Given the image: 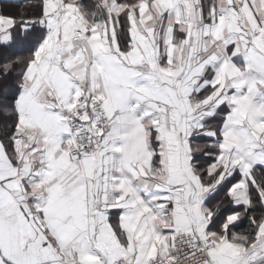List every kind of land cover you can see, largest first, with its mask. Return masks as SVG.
<instances>
[{
  "label": "snow or ice",
  "instance_id": "obj_1",
  "mask_svg": "<svg viewBox=\"0 0 264 264\" xmlns=\"http://www.w3.org/2000/svg\"><path fill=\"white\" fill-rule=\"evenodd\" d=\"M0 264H264V0H0Z\"/></svg>",
  "mask_w": 264,
  "mask_h": 264
},
{
  "label": "trees",
  "instance_id": "obj_2",
  "mask_svg": "<svg viewBox=\"0 0 264 264\" xmlns=\"http://www.w3.org/2000/svg\"><path fill=\"white\" fill-rule=\"evenodd\" d=\"M85 2H86V3H90V2H91V0H85Z\"/></svg>",
  "mask_w": 264,
  "mask_h": 264
}]
</instances>
